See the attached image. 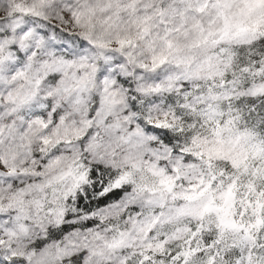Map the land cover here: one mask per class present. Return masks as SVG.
<instances>
[{
    "label": "snow or ice",
    "instance_id": "1",
    "mask_svg": "<svg viewBox=\"0 0 264 264\" xmlns=\"http://www.w3.org/2000/svg\"><path fill=\"white\" fill-rule=\"evenodd\" d=\"M0 264H264V0H0Z\"/></svg>",
    "mask_w": 264,
    "mask_h": 264
}]
</instances>
